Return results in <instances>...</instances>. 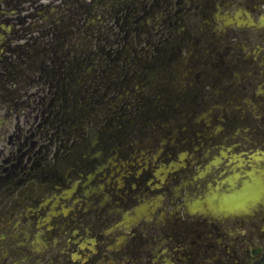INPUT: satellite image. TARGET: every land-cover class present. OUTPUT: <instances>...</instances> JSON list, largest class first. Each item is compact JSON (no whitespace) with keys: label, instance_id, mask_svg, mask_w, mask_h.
Instances as JSON below:
<instances>
[{"label":"flooded vegetation","instance_id":"1","mask_svg":"<svg viewBox=\"0 0 264 264\" xmlns=\"http://www.w3.org/2000/svg\"><path fill=\"white\" fill-rule=\"evenodd\" d=\"M0 264H264V0H0Z\"/></svg>","mask_w":264,"mask_h":264},{"label":"bare ground","instance_id":"2","mask_svg":"<svg viewBox=\"0 0 264 264\" xmlns=\"http://www.w3.org/2000/svg\"><path fill=\"white\" fill-rule=\"evenodd\" d=\"M235 21H236V18L233 17V16H230V17L227 18V22H235ZM249 21H250V22H256V21L253 19V17H251V16H249Z\"/></svg>","mask_w":264,"mask_h":264},{"label":"rangeland","instance_id":"3","mask_svg":"<svg viewBox=\"0 0 264 264\" xmlns=\"http://www.w3.org/2000/svg\"><path fill=\"white\" fill-rule=\"evenodd\" d=\"M124 1H129V0H124Z\"/></svg>","mask_w":264,"mask_h":264}]
</instances>
